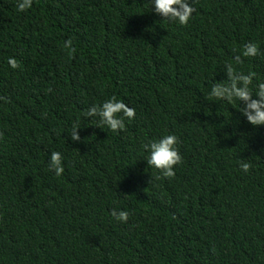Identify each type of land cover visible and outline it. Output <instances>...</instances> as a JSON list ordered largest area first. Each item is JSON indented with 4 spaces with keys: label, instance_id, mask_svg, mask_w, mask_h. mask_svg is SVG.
<instances>
[{
    "label": "trees",
    "instance_id": "16d2710c",
    "mask_svg": "<svg viewBox=\"0 0 264 264\" xmlns=\"http://www.w3.org/2000/svg\"><path fill=\"white\" fill-rule=\"evenodd\" d=\"M16 3L0 0V264H264V126L208 94L225 63L264 82V0H195L183 26L149 0ZM111 97L135 109L115 133L83 115ZM167 134L171 178L142 147Z\"/></svg>",
    "mask_w": 264,
    "mask_h": 264
},
{
    "label": "clouds",
    "instance_id": "9594fccd",
    "mask_svg": "<svg viewBox=\"0 0 264 264\" xmlns=\"http://www.w3.org/2000/svg\"><path fill=\"white\" fill-rule=\"evenodd\" d=\"M195 0H149V7L152 12L169 23H178L186 25L196 11L193 6ZM32 0H17L16 8L18 11H24L31 7ZM68 46V42H65ZM241 55L243 57H256L259 55V48L256 43L248 42L243 45ZM236 64L241 63V56H235ZM10 68L18 67L14 58L7 61ZM223 70L226 74V82L211 83L209 97L217 101H224L228 104L237 103L238 111L244 117L245 121L253 126H264V82H259L252 87L255 73L241 72L233 67L231 63H225ZM256 98L253 99L252 97ZM243 103L244 107L239 108ZM84 117L96 118V127L106 126L113 133L124 128V120L131 121L135 116V109L127 106L121 100L111 97L99 105H92L84 113ZM78 126L73 127L70 132V139L77 141ZM178 138L175 135H161L145 143L142 147L146 153V164L148 167L157 171L158 176L171 178L175 175L174 166L181 162V156L177 149ZM48 167L56 176L63 173L62 156L58 151H52L48 157ZM248 163H241L240 169L247 172ZM115 221L124 223L128 220L129 212L126 210L113 209L110 213Z\"/></svg>",
    "mask_w": 264,
    "mask_h": 264
}]
</instances>
